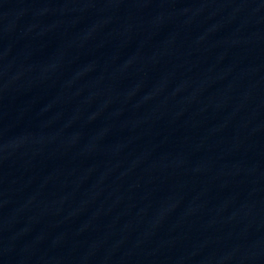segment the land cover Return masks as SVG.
Returning <instances> with one entry per match:
<instances>
[{"label":"water","instance_id":"1","mask_svg":"<svg viewBox=\"0 0 264 264\" xmlns=\"http://www.w3.org/2000/svg\"><path fill=\"white\" fill-rule=\"evenodd\" d=\"M0 264H264V238L143 123L0 34Z\"/></svg>","mask_w":264,"mask_h":264}]
</instances>
